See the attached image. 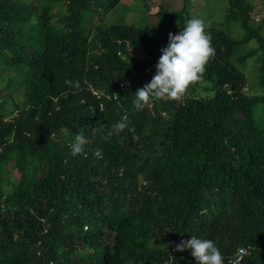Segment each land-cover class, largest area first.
I'll use <instances>...</instances> for the list:
<instances>
[{"label":"trees","instance_id":"obj_1","mask_svg":"<svg viewBox=\"0 0 264 264\" xmlns=\"http://www.w3.org/2000/svg\"><path fill=\"white\" fill-rule=\"evenodd\" d=\"M125 1L0 0V67L16 73L4 90L27 100L7 121L0 103V264H196L191 250L171 251L181 234L213 240L224 264L238 247L249 252L241 264H264V65L263 94L248 95L254 52L237 54L253 40L264 50L252 0H229L241 41L204 23L214 53L188 88L209 84L211 97L139 110L135 92L161 56H134L153 54L149 26L91 30L87 19ZM184 2L159 9V30L184 26ZM78 132L84 152L73 156Z\"/></svg>","mask_w":264,"mask_h":264},{"label":"rangeland","instance_id":"obj_2","mask_svg":"<svg viewBox=\"0 0 264 264\" xmlns=\"http://www.w3.org/2000/svg\"><path fill=\"white\" fill-rule=\"evenodd\" d=\"M254 9L252 10V19L250 23L260 29V34L264 37V0H252ZM168 8L170 13H178L185 7L184 0H126L124 6L121 4L113 10L108 12H102V15L97 16L96 18L92 16L88 17V22L91 23L90 29L92 30L95 26L104 25L110 26L114 25L116 22L124 19L128 24H135L139 27H148L152 36V45L154 47L152 55L144 54H135L134 56L141 62H149L155 56L159 55L161 49L166 47L168 44V39L163 38L164 35H169V33L180 32L182 25L179 21L171 23L169 19L166 20L170 24V28L159 30V26L155 23L157 22V13L162 6ZM229 0H210L206 3L205 1L200 0H190L189 6L187 7L185 18H199L204 21L205 24L209 22H215L216 25L225 29L231 34V37L234 40L241 41L245 38L246 32L242 29L239 22L232 21L227 23L226 16L228 14ZM127 7H131L127 8ZM59 9H56V12ZM60 10L65 13V7H60ZM58 20V17L55 19V22ZM187 20V19H186ZM156 32V34H154ZM158 33V35H157ZM250 52H254V56L244 65L246 66L245 74L248 79L247 85L245 86V93L248 95H261L263 91L261 88H256L255 86L259 84L260 80V69L264 65V50L261 48L260 44L253 40L249 43L241 45L237 54L239 57H244ZM238 57V58H239ZM157 65V62H156ZM243 63H239V66H242ZM156 67V66H155ZM15 72H10L4 67H0V92L4 90L5 86L9 82V77H14ZM213 86L205 83L196 85L193 89L188 88L185 91V97L190 96L196 99L204 100L211 97L214 91L211 90ZM215 88H217L215 86ZM1 95V94H0ZM2 100L5 102H2ZM26 96L24 93H20L17 89L14 91L6 92L4 90V95L0 97V103H4L1 107V113L4 114V120H10L13 117H16L17 110L14 111V104H20V107L23 109L26 103ZM262 122L264 124L263 118ZM57 138H62V135H55Z\"/></svg>","mask_w":264,"mask_h":264},{"label":"clouds","instance_id":"obj_3","mask_svg":"<svg viewBox=\"0 0 264 264\" xmlns=\"http://www.w3.org/2000/svg\"><path fill=\"white\" fill-rule=\"evenodd\" d=\"M213 53L214 49L211 46L209 35L205 32L204 21L199 18L188 19L178 34L169 33L168 44L161 49L155 75L143 88L135 92L133 103L136 109H142L148 104L152 107V102L158 100L179 99L190 85L202 79L205 66ZM92 92L96 97H100L96 89ZM126 127V123L119 121L112 131H120ZM84 143L83 134L76 133L74 141L69 145L71 154L76 156L83 153ZM240 248L246 249L247 253L237 264H241L248 256L247 248L238 247L235 255L230 258V264H234L238 259ZM176 250L180 252L191 250L196 264H224L221 251L211 239L181 234L171 245V251Z\"/></svg>","mask_w":264,"mask_h":264},{"label":"built area","instance_id":"obj_4","mask_svg":"<svg viewBox=\"0 0 264 264\" xmlns=\"http://www.w3.org/2000/svg\"><path fill=\"white\" fill-rule=\"evenodd\" d=\"M246 253H247V250L246 249L240 248L238 250V259L234 262V264H237Z\"/></svg>","mask_w":264,"mask_h":264}]
</instances>
